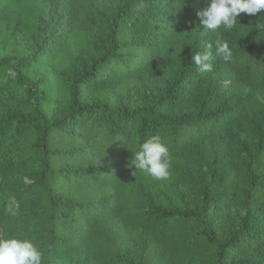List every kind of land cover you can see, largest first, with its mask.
<instances>
[{
  "label": "trees",
  "instance_id": "16d2710c",
  "mask_svg": "<svg viewBox=\"0 0 264 264\" xmlns=\"http://www.w3.org/2000/svg\"><path fill=\"white\" fill-rule=\"evenodd\" d=\"M102 1L43 0L52 19L34 27L0 9L28 50L0 56V105L16 107L0 116V237L31 239L42 264H264V120L247 156L248 210L238 228L227 232L233 195L222 192L236 187L232 174L207 188L200 207L187 201L182 155L238 118L207 107L208 95L186 110L209 71L171 54L185 48L186 28L210 0H125L110 16ZM262 13H241L234 29L217 30L230 43L236 87L264 90V20L252 24ZM71 31L88 35L95 57L72 78L67 109L49 112L44 82L32 73L63 52ZM152 137L169 149L167 179L128 167ZM17 140L28 151L20 161L4 152Z\"/></svg>",
  "mask_w": 264,
  "mask_h": 264
},
{
  "label": "rangeland",
  "instance_id": "374dc122",
  "mask_svg": "<svg viewBox=\"0 0 264 264\" xmlns=\"http://www.w3.org/2000/svg\"><path fill=\"white\" fill-rule=\"evenodd\" d=\"M125 0H103L105 16L112 15L122 6ZM11 7L23 15L28 23L34 27L41 22L51 21L53 10L43 3V0H0V9ZM254 22L264 20V13L254 17ZM185 48L181 51H171L173 58L184 64L188 55L210 52L212 68L209 71L206 83L196 94L186 99L185 109L193 110L199 107L205 96L208 100L205 105H213L216 110L223 105L225 111H233L238 118L229 123V128L221 134L208 139L204 145L195 146L192 150L182 155L183 168L187 173V180L191 186V193L187 201L199 207L206 197L207 188L217 190L220 186L218 180L224 173L232 174L237 182L236 187L229 186L223 193L233 195L230 199V221L227 228L229 234L240 225L241 219L246 215L248 207L244 202V190L247 187L246 175L248 173L247 156L251 152L258 135L262 129L264 114V90H253L248 86L236 87L233 83L234 69L231 60L226 61L216 52V41L224 39L218 31H209L201 22V18L186 28L184 33ZM89 37L85 32L71 31L68 33L67 42L63 52L49 61H39L32 73L35 78L44 82L47 95L46 110L64 111L68 107L70 94L69 85L75 73L83 67L90 65L95 57L88 47ZM228 42V41H227ZM229 46L230 43L228 42ZM242 44V43H241ZM208 45H212L211 48ZM28 53L23 42L17 40L7 28L6 21L0 20V56L14 55L22 57ZM103 92L108 88L103 86ZM118 96L119 89L117 90ZM201 108V107H200ZM198 109L197 111L201 110ZM16 107L9 102L0 105V116ZM205 109V108H204ZM10 160L17 161L28 155L27 149L17 140L5 149ZM155 255L156 251L146 250V254ZM137 254H139L137 252ZM145 254V253H144ZM51 264H84L82 259L75 261H55ZM164 264V263H163Z\"/></svg>",
  "mask_w": 264,
  "mask_h": 264
},
{
  "label": "clouds",
  "instance_id": "9594fccd",
  "mask_svg": "<svg viewBox=\"0 0 264 264\" xmlns=\"http://www.w3.org/2000/svg\"><path fill=\"white\" fill-rule=\"evenodd\" d=\"M264 10V0H210L209 6L200 10L198 16L209 31L223 28L231 31L241 13L255 15ZM258 28L264 27L257 25ZM209 48L212 45H208ZM216 52L226 61L232 58V51L227 41H216ZM211 53L202 52L193 55L194 65L203 73L210 71ZM171 157L169 149L159 137L146 140L134 159L128 165L135 167L136 172L144 171L155 179H167L170 175ZM43 253L31 239L28 238H4L0 237V264H42Z\"/></svg>",
  "mask_w": 264,
  "mask_h": 264
}]
</instances>
